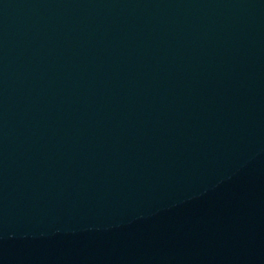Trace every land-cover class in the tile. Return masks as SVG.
<instances>
[{"label":"water","instance_id":"water-1","mask_svg":"<svg viewBox=\"0 0 264 264\" xmlns=\"http://www.w3.org/2000/svg\"><path fill=\"white\" fill-rule=\"evenodd\" d=\"M0 264H264V0H0Z\"/></svg>","mask_w":264,"mask_h":264}]
</instances>
